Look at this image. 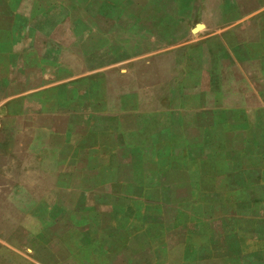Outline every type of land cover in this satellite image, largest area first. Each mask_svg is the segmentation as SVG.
<instances>
[{
	"label": "rangeland",
	"instance_id": "rangeland-1",
	"mask_svg": "<svg viewBox=\"0 0 264 264\" xmlns=\"http://www.w3.org/2000/svg\"><path fill=\"white\" fill-rule=\"evenodd\" d=\"M2 78L53 154L0 264H264V0H0Z\"/></svg>",
	"mask_w": 264,
	"mask_h": 264
},
{
	"label": "crops",
	"instance_id": "crops-1",
	"mask_svg": "<svg viewBox=\"0 0 264 264\" xmlns=\"http://www.w3.org/2000/svg\"><path fill=\"white\" fill-rule=\"evenodd\" d=\"M1 80L4 91L5 79ZM39 91L42 88L29 87L14 95L4 91L0 97V185L4 188L12 180L26 188L24 178L51 175L47 166L52 163L53 114L51 102L36 96Z\"/></svg>",
	"mask_w": 264,
	"mask_h": 264
}]
</instances>
